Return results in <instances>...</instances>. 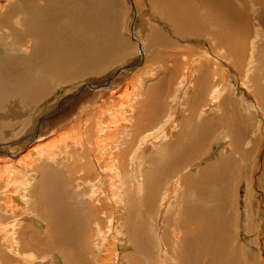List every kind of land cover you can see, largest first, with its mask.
Returning <instances> with one entry per match:
<instances>
[{
	"label": "bare ground",
	"instance_id": "6f19581e",
	"mask_svg": "<svg viewBox=\"0 0 264 264\" xmlns=\"http://www.w3.org/2000/svg\"><path fill=\"white\" fill-rule=\"evenodd\" d=\"M116 1L0 0V104H2L0 105V118H2L0 120V130H2L0 131V191H3L0 192V199L3 201V206L0 207V250L5 252L0 257V264H12L15 257L17 262L14 264L18 262L24 264H51L52 259L47 256L43 257L39 262L34 261L37 255L34 256V253L28 247L36 249L37 245L48 248L52 252L50 254L58 252L52 249L53 247H59L60 262L69 264L66 253L68 250L67 245H75V240L78 237L76 231H79L78 227L82 228L83 224H85L83 232L84 230H89V228L91 230L89 226L95 224L96 232L94 231L93 235L96 236V233L99 235L98 243H96L99 245L98 250L106 253L107 249H109L110 240L108 238L110 236L112 240L113 235L118 234V227L117 224L109 223L106 225L105 223L104 227H107V231H103L102 226L99 225L101 224L99 214L104 210L108 214L107 219H110L112 211L106 208L105 198H95L91 201L92 196L105 192L103 185L107 189L108 181L111 182L110 189L112 188L116 175L122 174L127 170L126 160L128 159H130V164L133 165L134 169L133 179L135 186L133 193L135 191L143 193L144 186L141 180L143 158L149 148L158 146L159 141L173 136L174 132L179 128L178 118L183 110L182 95L189 93L192 87L194 89L193 92L197 93L200 91L197 90L198 88L196 89V85L198 83L204 84L202 94L204 97L206 95V98L209 95V91L211 92L215 89L216 93L212 96V100L214 104L217 102L218 105H221L222 103L221 92L226 87L223 85L220 88L219 85H216L217 83L213 84L212 78L217 76L220 82L228 84L229 74L232 71L230 72V69L226 68L227 66L224 68L222 65L219 66L218 71H215L214 63L210 62L206 57L211 54L206 50L200 56L192 55L193 52L191 57L187 55L190 57V63L182 58L183 61L181 62V56L179 57V55L185 53V51L187 52V50H190V52L192 50L188 47L179 53L175 47L169 52L164 50L165 48L162 49V58H164V61H168L158 62L157 69L159 71L158 74L161 70L162 74L165 75L161 77L172 79L178 75L176 81H179V84L175 91L172 92L171 104L163 118L157 123L158 128L151 134L146 131L138 136L140 139L134 149L129 147L131 149L128 150L121 147L108 146V149L116 150L115 153L104 156L94 154L95 142L111 138L110 143H114L115 132L107 131L106 134L103 133L107 128L114 129L117 127L104 114L105 111H114L113 115L118 120H120L122 115L129 119L132 117L135 120L132 126L138 128L141 126L140 122H138V117L146 106H139L143 100L138 99L141 89H137L136 86L142 81V77L138 76L137 79H134V85L131 89L126 85L128 82L126 77L130 74L131 69H128L129 72L122 71L124 70L122 69L119 70V73L116 72L117 74L113 73L114 78L111 80L105 78L106 80L101 83L98 82L91 85L88 83L86 86L79 87L77 93H74L75 95L67 92L65 97L57 100L45 110L38 112L33 110L31 113H26L27 109H25V112L22 113L14 109L20 106L18 102L22 103L21 106L24 108L34 107V103L44 98L47 81L57 79L65 82L76 78L80 79L86 74H101L106 57L111 59V56H113L117 60L116 57L127 54L125 52L126 49L120 50L124 46L125 41L123 42V39L121 40L119 36L117 26L119 19L116 21V18L113 17L115 16L113 13L116 12L114 5ZM153 2H158V0ZM160 2L161 5H157L161 10L159 11L158 9L157 16L169 24V20L175 22V15L176 18H179L180 26L185 29L175 28L177 34L180 31V34L188 35V37L191 35L194 38V36H200L201 32H207V35L211 36V39L207 37V41L214 45V50L216 51L214 58L221 64L223 62L221 58L229 60V57L236 58L238 64L242 63L243 61L240 58L246 53L248 57L250 50L253 52L256 37L262 35L261 25L256 21L254 40L248 43L249 49H244L248 38V28L246 26V16L243 15L242 11L250 3L252 11L256 13L258 8L255 5H258L261 12L263 11L264 17V0H237L236 3L234 0H161ZM193 2H196V4L194 5ZM197 10H200L201 13L198 14ZM260 16L261 13L259 18ZM142 29V38L146 44L143 45L139 39H136L137 44L131 45L134 48L138 46L140 51V59L137 63L133 62V68L150 58L155 51L156 45L162 46L163 43L170 42L169 35L166 36L165 33H160L163 30H158L154 25L151 26L146 19L143 22ZM132 32L134 34V27H132ZM201 41L206 43L203 39ZM150 42H154L155 45L151 46ZM227 47H231V49ZM214 50H211V52L213 51L214 53ZM218 51H222V53ZM190 52L188 53L190 54ZM185 56L184 54L182 55V57ZM252 57L254 56L251 53L250 59ZM202 59V63L206 67L203 71L199 66ZM107 61L109 62L110 60ZM184 62L188 63L183 68L185 69L184 72H178L180 65L184 64ZM106 64L108 63L106 62ZM193 65H197L199 70L195 82L190 83L191 78L187 75V72L192 75L191 67ZM177 72L178 74L174 75ZM250 80L251 78L246 83L251 82ZM247 84L245 85L249 89L250 85ZM133 90H136L134 96ZM153 91L151 93L155 94V91ZM156 91L158 90L156 89ZM195 93H193L189 102L195 105H202L201 95L196 97ZM19 95L21 97L17 99L16 97ZM10 99L13 102L18 100L15 104L16 106L14 103H10ZM25 101H29L30 105L25 106ZM208 102L209 105L211 102ZM137 103L140 108L137 106L139 109L136 111L133 110V106L135 107ZM208 105H204L201 112L206 110L205 113H207L209 110L207 108ZM148 106L151 109L152 105L148 104L147 108ZM118 108H121V112L117 111ZM146 110L148 111L149 109ZM144 111L143 115L145 114ZM2 113L6 114V119ZM147 113L146 115H148ZM154 114L152 111L149 116ZM91 116H95L94 121L96 124L98 123V126L102 122L104 123V128L96 132H100L99 135L95 134L96 137L93 133L92 137L87 133L93 128L85 129L84 127L86 125L90 126L88 120ZM221 121L226 124L224 117H222ZM205 128H202L201 132L195 138L193 137L192 141L190 140L189 145L183 148L184 150L177 148V142L173 143L175 144L174 150L177 148L175 153L166 154L162 158V162L153 168L151 172L152 181L149 182L150 190L146 196L142 194L140 197L144 209L150 210L152 205L149 197L156 192L158 193V187H160L158 175L169 176L167 189L160 197L164 207L158 211L157 228L153 233L157 247V264H166L168 261L171 264H226L225 249L227 248H224L223 238L225 240L227 238L223 237V234L226 232L225 229L227 230L228 222L221 215L226 202L223 204L220 201L219 206L208 213H203L201 209L204 207H199L197 203L202 202L204 199L203 186L206 183H220L225 180L227 186L228 174L225 171L228 164L226 162L227 158L224 161L222 159L219 160L220 164L205 166L196 181L190 175H186L181 179V175L185 174L189 168L193 166L197 168L198 163L194 164V162L188 163L189 167L185 166L192 153L200 150L199 148L203 147L212 138L214 128ZM221 139H223L222 144H225L224 148L228 149L227 142L229 139ZM42 142L44 143L42 144ZM118 142L116 141L117 144ZM29 144H31L30 150L20 158L19 149L22 152L23 148ZM73 150H75V155L71 153ZM35 151L38 158L37 161L32 163L31 152ZM60 155L68 159L62 167L64 170H56V168L51 171L46 165L39 164L43 159L51 161L52 158ZM70 156L72 158L71 163L69 162ZM91 157L100 162L99 168H101V171H113L108 180L104 179L102 175L95 173L96 169ZM231 157L232 154H230ZM81 159L82 161L80 162ZM30 172L37 177L35 178L34 176L33 180L27 179ZM78 172H80V182L83 184L90 183V188L83 187L80 191L81 196L89 197V200L84 202L85 208L83 209H81V207H84L83 204L80 203V206H77L74 204L73 196L69 197L68 191H71V189L64 187L65 182L71 183L74 179H77V177L73 178V174ZM125 174H127L126 171ZM3 176L4 178L2 179ZM180 179L184 185L191 184L193 188H196L197 190H194V193L200 195L201 199L191 204L192 207H186L182 216H177L171 222L173 225L171 227L172 241L179 242L184 249L180 248L175 254H169L168 248L170 246L167 245L166 240H169L170 232L167 230L168 227L165 226L164 216L172 199L181 190ZM5 184H8V187ZM29 186L31 188L28 191ZM101 186L103 187L101 188ZM226 186L222 193L223 197L227 196L228 188ZM6 188L8 191L5 190ZM29 196H32L33 203H37L30 208L29 213H26L22 210H25V205H27L25 199ZM127 196L133 197L132 190L129 187L127 188ZM209 198L212 200L219 199L220 193L218 191L213 192ZM117 203V209H119L120 203ZM31 213H34L36 217L44 221V234L35 235L33 232L28 234V231L34 227L31 223H25L19 229H16V226L22 220L28 221L29 218L26 217ZM191 224L198 231V236L192 241L184 238L187 228ZM107 233L109 234L104 237ZM79 234L81 237L82 233L79 232ZM21 236L26 246L19 249L18 239ZM22 254L25 255L23 259L19 256ZM42 254L45 255L44 253ZM166 256L168 258L164 260ZM115 260L122 264L117 255Z\"/></svg>",
	"mask_w": 264,
	"mask_h": 264
},
{
	"label": "rangeland",
	"instance_id": "374dc122",
	"mask_svg": "<svg viewBox=\"0 0 264 264\" xmlns=\"http://www.w3.org/2000/svg\"><path fill=\"white\" fill-rule=\"evenodd\" d=\"M153 1L155 0H117L116 1V3L114 4L116 8V12L113 13L115 15L113 17L116 18V21H118L119 19L117 23L119 36L121 40L123 39L122 40L123 42L125 41L124 46L121 47L122 49L120 50L123 51L124 49H126L125 52H127V54H124L120 57L118 56L119 58L116 57L117 60H115L113 56H111L112 57L111 59L106 57L104 61L103 72L101 74H97V75L86 74L80 77V79L76 78L79 80L73 79V80H67L65 82H61V80H57V79L55 80L52 79L51 81H47V86L45 89L46 92L44 91V93L46 94H44L45 95L44 98L39 102L34 103L33 104L34 107L31 108L28 107L24 108L21 106L22 103H19L18 100H14L13 102L10 99V103L12 102L14 103V105L16 104V102H18L20 106L14 109L22 113L25 112V109H27L26 113H31L33 110H35V112L36 111L38 112L49 108V106L54 102H56L57 100H61L63 97L66 96L67 92L72 93V95H75L79 87L86 86L88 85V83L90 85L98 82L101 83L103 80L106 79L111 80L114 78L113 73L117 74L119 73V70L122 69H124L122 71L129 72L128 69H131V71L129 72L130 74L127 73L128 75L126 79L128 80V82L126 85H128L132 89L134 85L133 83L135 81L134 79H137L138 76L142 77V81H140L139 85L136 86L137 89H141L139 92L138 99L139 100L142 99L144 102V103L141 102L139 106L141 105H142L141 107L146 106L145 108L149 110L147 111L145 108H143L145 110V111L143 110L145 114L143 115V111H142L140 116L138 117V122H140L141 125L139 128L132 126L135 122L134 118L132 119V117L129 119L127 117H124V115H122L120 116V120H118V118L115 115H113L114 111L111 110L104 112V114L107 115L108 119L117 126L114 129L107 128V130L103 131L104 134H106L107 131L115 132V136L113 137L114 143L112 144L110 143L111 138H106L105 141H98L94 143V150H95V152L93 151L94 154H97L99 156L101 154V156H104L110 153L113 154L116 151V150L108 149L107 148L108 146H114L116 148L121 147L122 149H128V150H130L131 148L133 149L136 148L135 146L138 144V140L140 139L138 138V136L142 135V133L146 131H148V134H151L158 128L157 123L160 121V119L163 118L165 112L168 110V107L171 104L170 102H171L172 92L175 91L177 85L179 84V81H176V78L178 76L176 74H178V72L181 71L184 72L185 69L183 68H185L186 65H188L187 62L190 63L189 59L191 57L192 52H193L192 55L196 54L200 56L206 50L211 54V55L207 54L208 56L206 57L208 60H210V62L214 63L215 71H218L219 66L221 65L224 68L225 66H227L226 68L230 69V72L232 71L229 74L228 84L224 82H220L217 76L212 78L214 82L213 84L217 83L216 85H219L220 88H222L223 85H225L226 87V89L221 92L222 94L221 105H218L217 102L214 104L212 100V96L216 93L215 89H213L211 92L209 91L208 93L209 95L207 96V98L206 95L205 97L203 96L202 91L205 85L201 83H198L196 85V89L198 88L197 90L200 92L197 93L193 92L194 89L192 87L189 93L182 95L183 110L181 111L178 118L179 128H177L173 136L168 137L167 139H163L162 141H159L158 146L155 144L156 146L149 148L141 163V172H142L141 180L144 186L143 193L142 192L137 193V191L133 193L135 186V181L133 179L134 169H133V165L130 164V159H128L126 160L127 170H125L127 174H125V171L122 174H117L111 189H110L111 182L108 181L107 189L106 186L103 185L105 192L98 193L97 195L92 196L91 201H93V199L95 198H100V199L105 198L104 203L106 205V208L109 211H112V216L110 219H107L108 214L104 210L101 211L99 214V218L101 220V224L99 225L102 226L103 231L104 232L107 231L106 229L107 227L106 226L104 227L105 223L106 225H108L109 223L115 225L117 224L118 234H114L112 240L109 236L108 239L110 241L107 239V241H109V249H107V252L104 253L102 250H98L99 245L96 244L98 243L97 241L99 236L98 233H96V236L93 235V232L94 231L96 232L95 224L89 226L91 227V230L89 228V230L88 229L84 230V232L83 229L85 224L82 225V228L79 226L78 227L79 231H76L78 237L75 240V245L74 246L67 245L68 250L66 251V253L68 256L67 258L68 262L69 264H119V262L115 260V257L117 255V257H119V259L122 261V264H157V258H156L157 247L155 245L153 233L154 230L157 228V219H158L157 216L159 214L158 211L164 207V205L162 206L160 197L167 189L166 186L170 179L169 176L163 174L158 175V180L160 181V187H158L159 189L158 193L156 192L153 196L149 197L150 203L152 205V208L150 210L144 209L140 201L141 199L140 197L142 196V194L146 196L147 192L150 190L149 182L152 181L151 172L153 171V168H155L157 165H159L162 162V158L165 157L166 154L168 153L174 154L177 148H179L180 150H184L183 148L189 145L190 140L192 141L195 138V136L199 132H201L202 128L206 127L205 129H207L213 127L214 132L209 142H207L203 147H200L199 148L200 150L193 152L191 158L185 164V166L186 165L188 166L190 163L193 162L194 164L198 163L197 168L193 166L189 168V170L186 169L187 171L184 170L186 172L185 174L181 175V179L186 175H190L191 178H193L194 181H196L199 178L201 170L205 166L216 163L220 164L219 160L222 159L224 161L227 158L226 162L228 164L226 165L227 168L225 169V171H227L228 174L227 186L225 180L220 183H216V182L206 183L203 186L204 199L202 202L197 203V205L199 207H204L202 209L200 208L203 213H208L212 209L217 208V206H219L218 204L220 201H222L223 204H225L226 202V204L224 205V211L221 214L224 217V220L226 218V222H228L226 227L227 230L225 229L227 233L225 232L223 234V237L225 236V238H227L226 239L227 241L223 238V245L225 244L224 248H227L225 249L226 264H264V17L262 13L263 11L261 12L259 6L255 5V7L258 8V10L256 13H254L252 11V5L250 3H248V6L245 8L244 11H242L243 15L246 16L248 23V24L246 23V26L248 28V38L245 42L246 45V47H244L245 50L247 48L249 49V46H247L248 43H251L254 40V35H255L254 27L256 21L261 25L262 28V35L256 37L255 49L253 50V52L250 50L248 57H247V53L244 54V56L240 58L243 61L240 64L236 62V58H232V57H229V60L225 58L223 59L221 58V60L223 61L221 64L216 58H214L216 56L215 55L216 51L214 50V45L210 44V42L207 41L208 38L211 39V36L207 35L208 34L207 32H201L200 36L198 37L194 36V38L191 35L188 37V35L180 34V31H178L179 34H177L176 29L181 28L182 30H185L180 26L179 18L178 17L176 18V16L173 14L175 22L169 20L170 21L169 24L166 21L160 19L159 16H157V12L158 9L159 11L161 10V8L159 7L161 5L160 2L161 0L160 1L158 0V2H153ZM170 1H175V0H170ZM234 2L236 3L237 0H234ZM193 3L194 5L196 4V2ZM200 13L201 11L199 10L198 14ZM260 13L261 16L259 18ZM145 19L151 26L152 25L156 26L158 30L162 29L163 31L161 30L162 32L160 33H165L166 36L169 35L170 37L169 36L168 37L170 42L168 43L165 42L162 44V46L156 45L155 51L153 52L152 56L148 58L146 61L144 60L141 64L137 65L135 68H133L134 66L133 62L137 63L140 59L139 47L137 46L136 48H134L132 47L134 46L133 44L134 43L137 44L136 39H139L143 45L146 44V42L143 41L142 38V33H143L142 28ZM132 27H134L135 35L132 32ZM202 39L206 41V43L201 41ZM150 43L151 46L155 45L154 42H150ZM188 47L191 48L192 50L191 52L190 50H187V52L185 51V53L179 55V57L181 56L180 59L182 58L184 59V61L187 62L186 63L184 62V64L182 63L179 67L180 69H178L179 71L177 73H174L176 77H173L174 78V79L172 78L173 80L169 77L167 78L161 77L165 75L162 74L163 72H161V70L160 73L158 74L159 71H157V69H158V62L164 61L163 60L164 58H162L163 57L162 49L165 48L164 50L169 52V50L175 48L180 53L182 50ZM227 48L231 49V47H227ZM211 50H214V53L213 51L211 52ZM188 52H190V54ZM219 53H222V51H220ZM251 53L254 56L252 57V59H250ZM183 54L184 56L185 55L186 56L182 57ZM187 55L190 57H188ZM228 55H230V53H228ZM182 59L181 62L183 61ZM107 60L110 61L108 62ZM214 61L217 63H215ZM106 62L108 64H106ZM202 62L203 59L200 62L199 66L200 69L203 71L205 70L206 67L205 64H203ZM198 70L199 69L197 65H193L191 67L192 75H189L187 72V75L190 76L191 78L190 83L195 82V79L197 78ZM111 76L112 78L109 79V77ZM250 78H251L250 80L251 82L248 83L250 85V88L248 89L245 84H247L246 82L249 81ZM170 80L172 81L168 82ZM67 88L70 89L68 90ZM156 89L158 91H156ZM136 90H133V96L135 95ZM153 90L155 91L156 95L151 93ZM193 93L196 94V97L201 95L200 97L203 100V103L201 101L202 105L199 104L195 105L192 102H189ZM154 95L157 97H155ZM149 96H153V97H149ZM18 97H21V95L17 96L16 98L18 99ZM144 100H146L147 102ZM149 101L152 102L150 103ZM208 101L211 102L209 105H208L209 103ZM148 104L152 105L151 109L149 108L150 106H148L147 108ZM24 105L25 106L30 105V102L25 101ZM204 105L206 106L208 105L207 108L209 110L207 111V113H205L206 110H203V112H201V109L204 107ZM137 106L138 103L137 105H135V107L133 106V110L137 111L140 108L139 106H138L139 108ZM5 107H7V105H5ZM117 111L121 112V108H118ZM149 111L151 113L153 111V113L155 114L149 116L151 114ZM146 113L148 115H146ZM2 115L6 119V114L2 113ZM157 117L158 119H156ZM222 117H224V119L226 120V124H223V122L221 121ZM0 120H2V118H0ZM94 120H95V116H91L90 119L88 120L90 126L89 125L84 126L85 129L93 128V130L91 129L90 132H87L90 137H92L95 134L99 135L100 132L99 133L96 132L104 128L103 125L104 123L102 121H101L102 124L98 126V123L96 124ZM136 129L138 130L136 131ZM221 138H225L224 140L229 139L227 142L229 147L228 149L224 148L225 144H222L223 139ZM116 141H119L118 144L116 143ZM175 142H177L178 146L174 150L175 144L173 143ZM43 143L44 142H42V144ZM31 144L26 146L27 148L22 147L23 148L22 152L20 151L21 149H19V154H21L20 158H22L24 154L28 153ZM129 147L131 148L129 149ZM71 153L75 155V150H73ZM230 154H232L231 158H230ZM37 158H38L37 152L36 151L31 152V162L33 163L37 161ZM71 159L72 158L70 156V161H69L70 163H71ZM67 160L68 159L65 156L60 155L59 157L52 158L51 161L43 159L42 161L39 162V164L42 163L41 165H46L47 168H49L51 171H53L56 168H57L56 170H61L64 164L67 162ZM81 161L82 159L80 160V162ZM92 161L94 162V168L96 169L95 173L102 175L104 179L108 180L111 173L113 174V171L111 170L101 171V168H99L100 162H98L94 158L92 159ZM142 167L144 168V170ZM34 176L35 174L33 175L32 172H30L28 173L27 179L33 180ZM36 177L37 176H35V178ZM75 177H77V179H74L73 182L71 183H69L68 181L65 182L64 187L71 189V191H68L69 197L73 196L74 204H76L77 206H80V203L83 204L84 207H81V209H83L85 208L84 202L88 201L89 197L81 196L80 191L83 187L90 188V183L83 184L82 182H80L79 180L80 172L74 173L73 178ZM3 178L4 176L2 177V179ZM181 179H180L181 190L178 192L176 197L172 199L167 209V213L164 216L165 226L168 227L167 230L168 232H170L169 240H166L167 245L170 246L168 248L169 254H175L176 251H179L180 248H183L182 247L183 245L179 244V242H175L174 240L175 242L174 243L172 241L171 227L173 225L171 222H173V220L177 216H182V213L184 212L186 207L188 206L192 207L191 204H194L198 199H201L200 195L194 193V190L197 189L193 188L191 184L184 185ZM5 185L8 187V184ZM103 186H101V188ZM225 186L228 188L227 196L223 197L222 193L223 190L225 189ZM128 187L132 190V196H133L132 198L130 196H127ZM30 188L31 187L29 186L27 190L29 191ZM5 190L8 191L7 188ZM216 191L220 193V198L213 200L209 198V196ZM25 200L27 202V205H25V210L27 211L25 210L22 211L29 213L28 211H30V208L34 207L33 205H36L37 202L33 203L32 196L26 197ZM117 202L120 203L119 209H117V204H118ZM2 206H3V201L0 199V207ZM28 216L26 217L29 218L28 221L22 220L20 224L16 226V229H19L21 225L25 223H31L34 227L32 230L28 231V234H31L32 232L35 235H40V233L44 234L43 232L45 228L44 221L36 217L34 213H31ZM166 218L168 219L166 220ZM79 232L82 233L81 237ZM108 234L109 233L105 234L104 237H106ZM197 236H198V231L191 224V226L187 228V232L184 235V238L186 240L192 241ZM24 242L25 241L21 236L20 239H18L19 249H22L23 247L26 246ZM28 249H31L30 251L34 253V256L37 255V257L35 256L34 261L39 262V260L41 261L43 257L47 256L52 259L51 264H62L60 262L61 256L59 252V247L57 246L52 248L55 251H58L57 253H53V254H50L52 252H50L48 248L42 247L40 245H37L36 249L30 248L29 246ZM4 253H5L4 251L0 250V257L3 256ZM42 253H44L45 255H43ZM19 256L22 259L25 257L24 254ZM167 258L168 256H166L164 260H166ZM16 262L17 259L15 257V260L12 261V264ZM17 264H24V263L18 262ZM166 264H171V263L170 261H168Z\"/></svg>",
	"mask_w": 264,
	"mask_h": 264
}]
</instances>
